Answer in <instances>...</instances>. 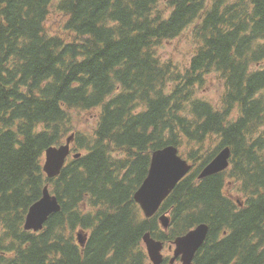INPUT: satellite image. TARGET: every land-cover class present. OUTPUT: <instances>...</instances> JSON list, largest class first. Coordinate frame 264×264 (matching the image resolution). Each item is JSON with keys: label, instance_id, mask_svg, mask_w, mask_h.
I'll return each mask as SVG.
<instances>
[{"label": "trees", "instance_id": "obj_1", "mask_svg": "<svg viewBox=\"0 0 264 264\" xmlns=\"http://www.w3.org/2000/svg\"><path fill=\"white\" fill-rule=\"evenodd\" d=\"M0 16V264H130L146 234L203 224L194 264H264V0H0ZM188 30L179 63L166 50ZM72 134L82 157L48 179ZM168 146L192 172L165 231L135 194ZM227 147L230 168L199 180ZM46 185L61 211L26 231Z\"/></svg>", "mask_w": 264, "mask_h": 264}, {"label": "water", "instance_id": "obj_2", "mask_svg": "<svg viewBox=\"0 0 264 264\" xmlns=\"http://www.w3.org/2000/svg\"><path fill=\"white\" fill-rule=\"evenodd\" d=\"M1 25L2 18L0 16ZM74 141L75 134H72L67 138L66 143L47 149L43 170L49 179L56 178L61 174L67 159L71 155V146ZM81 156L80 153L73 154L74 159H79ZM231 156V149L225 148L202 170L198 178L200 180L205 179L227 170L230 166ZM191 170L192 165L180 155L179 149L175 146H168L153 153L148 176L135 194V200L147 218L153 217L158 212L163 202ZM60 210L61 205L57 197L51 194L49 185H46L42 198L29 209L25 221V230L42 231L49 217ZM160 222L165 230L169 228L170 219L168 216H162ZM208 233L209 226L203 224L187 235L178 238L174 242L176 246L175 256L171 263L174 264L176 259L181 257L183 264H193L195 255L204 244ZM87 238V234L79 233L80 245L84 246ZM144 243L151 261L154 264H162L163 243L155 241L149 233L144 236Z\"/></svg>", "mask_w": 264, "mask_h": 264}, {"label": "rangeland", "instance_id": "obj_3", "mask_svg": "<svg viewBox=\"0 0 264 264\" xmlns=\"http://www.w3.org/2000/svg\"><path fill=\"white\" fill-rule=\"evenodd\" d=\"M169 45L170 46L166 51L169 54H172L177 62L183 63L184 57L188 55L193 49L191 31L188 30L183 38L177 40L176 42L170 43ZM215 92V89L209 91L208 96L213 97Z\"/></svg>", "mask_w": 264, "mask_h": 264}, {"label": "flooded vegetation", "instance_id": "obj_4", "mask_svg": "<svg viewBox=\"0 0 264 264\" xmlns=\"http://www.w3.org/2000/svg\"><path fill=\"white\" fill-rule=\"evenodd\" d=\"M161 210V209H160ZM159 210V211H160ZM159 213V212H158ZM159 216H158V219L160 218V216L161 215H163V213H160V214H158ZM169 246L170 245H168V246H166L165 248H164V250H163V255H164V262L162 263V264H171V260H172V258H173V256H174V249H175V245H172V249L170 250V248H169ZM144 252H145V254H147L146 253V249L144 248ZM150 262V263H149ZM97 263H98V261H97ZM109 264V263H108ZM130 264H154L149 258H148V256H147V259H143V260H137V259H133L132 261H131V263ZM174 264H183L182 263V260H181V257H179V258H177V260L175 261V263Z\"/></svg>", "mask_w": 264, "mask_h": 264}, {"label": "bare ground", "instance_id": "obj_5", "mask_svg": "<svg viewBox=\"0 0 264 264\" xmlns=\"http://www.w3.org/2000/svg\"><path fill=\"white\" fill-rule=\"evenodd\" d=\"M150 263V262H149Z\"/></svg>", "mask_w": 264, "mask_h": 264}]
</instances>
